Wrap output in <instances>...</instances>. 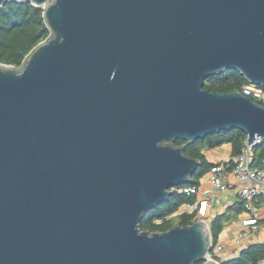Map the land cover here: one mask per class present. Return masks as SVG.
I'll return each instance as SVG.
<instances>
[{
  "label": "water",
  "instance_id": "water-1",
  "mask_svg": "<svg viewBox=\"0 0 264 264\" xmlns=\"http://www.w3.org/2000/svg\"><path fill=\"white\" fill-rule=\"evenodd\" d=\"M10 2L49 35L0 63V264H221L202 220L140 224L193 182L187 145L264 142L263 105L203 89L226 70L264 88V0Z\"/></svg>",
  "mask_w": 264,
  "mask_h": 264
},
{
  "label": "trees",
  "instance_id": "trees-1",
  "mask_svg": "<svg viewBox=\"0 0 264 264\" xmlns=\"http://www.w3.org/2000/svg\"><path fill=\"white\" fill-rule=\"evenodd\" d=\"M42 12L41 7H35L31 3L10 2L0 8V63L15 67L20 66L30 50L49 35L42 18ZM247 85L249 83L239 72L226 70L221 74L208 78L204 82L203 89L209 92L229 93L237 90L241 91L242 87ZM258 103L264 106V101ZM245 138V133L240 130H221L187 145L184 149V155L200 161L192 176L193 182L172 188L173 194L166 202L159 203L146 213L140 224V229L149 232H165L177 225L183 227L194 223L197 220L194 212L190 214L177 213L183 204L194 202V195H186L178 192V190L182 187L197 184L198 180L213 165L206 159L203 154L204 150L229 144L230 154L234 157L240 153ZM183 144L185 142L182 140L174 141L176 146ZM254 156L258 161L264 157V142L254 147ZM240 212L241 205L237 203L224 214L216 216L210 224L212 238L216 240L223 228ZM262 261H264V244L257 243L241 251L237 257L220 263L257 264ZM196 264H201V262Z\"/></svg>",
  "mask_w": 264,
  "mask_h": 264
},
{
  "label": "built area",
  "instance_id": "built-area-1",
  "mask_svg": "<svg viewBox=\"0 0 264 264\" xmlns=\"http://www.w3.org/2000/svg\"><path fill=\"white\" fill-rule=\"evenodd\" d=\"M241 93L255 102L264 101V90L257 86H243ZM260 143L257 139L248 144L245 138L237 156L213 163L197 184L178 190L186 195H194V202L183 204L177 213L194 212L197 220H202L209 230L214 219L212 206L218 195L230 194L234 197L233 201L241 205V212L233 220L235 233L229 241L214 240L210 233L211 260L221 262L235 258L253 244H264V157L258 161L254 156V147Z\"/></svg>",
  "mask_w": 264,
  "mask_h": 264
},
{
  "label": "crops",
  "instance_id": "crops-1",
  "mask_svg": "<svg viewBox=\"0 0 264 264\" xmlns=\"http://www.w3.org/2000/svg\"><path fill=\"white\" fill-rule=\"evenodd\" d=\"M230 150H231L230 145L225 144V145H222L220 147H216L214 149H210V150L206 149L203 151V154L205 155L206 159L209 162L216 163V162H220V161L232 158V156L230 154ZM233 200H234V197L231 196L230 194L218 195L216 197V201L214 202V204L212 206V210H211L212 217L215 218L218 215L224 214L229 208L234 207L231 205H233L234 203H237L238 201L236 202V200L235 201H233ZM237 214H239V213H237ZM237 214H236V216H237ZM236 216L234 218H236ZM234 218L232 219V221H230V223H228L223 228V230L219 234L218 239L220 241L227 242L234 235V233H235V228H233L234 227V224H233ZM223 261H225V260H223ZM257 264H264V261L259 262Z\"/></svg>",
  "mask_w": 264,
  "mask_h": 264
},
{
  "label": "rangeland",
  "instance_id": "rangeland-1",
  "mask_svg": "<svg viewBox=\"0 0 264 264\" xmlns=\"http://www.w3.org/2000/svg\"><path fill=\"white\" fill-rule=\"evenodd\" d=\"M257 87H258V86H257ZM260 88H261V90H264V88H262V87H260ZM260 88H259V89H260Z\"/></svg>",
  "mask_w": 264,
  "mask_h": 264
}]
</instances>
